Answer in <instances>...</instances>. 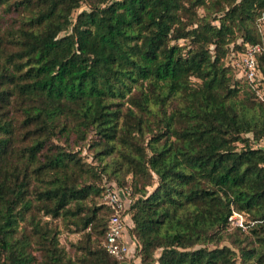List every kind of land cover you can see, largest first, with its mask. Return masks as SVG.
<instances>
[{"label": "trees", "instance_id": "1", "mask_svg": "<svg viewBox=\"0 0 264 264\" xmlns=\"http://www.w3.org/2000/svg\"><path fill=\"white\" fill-rule=\"evenodd\" d=\"M0 10V264H134L102 245L107 182L128 188L141 264H264V0ZM245 41L263 97L234 62ZM42 215L70 221V250Z\"/></svg>", "mask_w": 264, "mask_h": 264}, {"label": "built area", "instance_id": "2", "mask_svg": "<svg viewBox=\"0 0 264 264\" xmlns=\"http://www.w3.org/2000/svg\"><path fill=\"white\" fill-rule=\"evenodd\" d=\"M258 27L264 28L263 14L257 17ZM262 47L260 41H245L241 50H238L234 58L235 65L239 73L254 87L256 94L263 97V90L259 86L261 74L256 66L255 52ZM128 188L126 186H118L113 183L105 184L102 192L103 199L111 206V211L107 217L106 228L102 245L104 249L122 258L124 255L131 254L132 239L126 231V225L129 223V218L124 213V208L127 206L129 197L127 196ZM227 218L231 224L244 226L245 213L243 211L231 208L227 214ZM122 259L119 264H125Z\"/></svg>", "mask_w": 264, "mask_h": 264}, {"label": "rangeland", "instance_id": "3", "mask_svg": "<svg viewBox=\"0 0 264 264\" xmlns=\"http://www.w3.org/2000/svg\"><path fill=\"white\" fill-rule=\"evenodd\" d=\"M85 3L83 1H81V5H84ZM75 12V9L72 10V14ZM0 15L2 16V10H0ZM180 39V38H179ZM261 141L264 143V137L261 139ZM262 143V144H263ZM81 152H84L85 153V158L86 159H90V151L86 148V147H82L81 148ZM151 185L150 184H147V187H150ZM42 218H46L48 221V223L51 225V226H56L57 227V230H56V234H57V237H58V241L63 244V246L65 248H67L68 250H70V244L68 242V240H73L74 238L77 237L78 235V231H73V230H69V227L67 228V226H69L68 222H66L65 219L63 218H54V217H49L48 215H42L40 217V219ZM20 223L23 222V220L21 219L19 221ZM221 242H230L228 238H224L222 240H220L219 243ZM209 244H211V242H209ZM129 252L132 254V262L134 264H141L140 261H139V258L137 256V254L135 255L134 252L130 251ZM158 252V248H156L154 250V253H157ZM128 260V259H127ZM131 262L128 260L126 261L125 264H130Z\"/></svg>", "mask_w": 264, "mask_h": 264}]
</instances>
